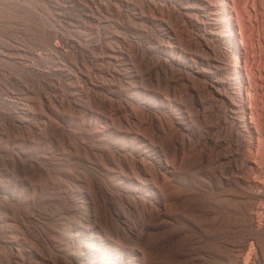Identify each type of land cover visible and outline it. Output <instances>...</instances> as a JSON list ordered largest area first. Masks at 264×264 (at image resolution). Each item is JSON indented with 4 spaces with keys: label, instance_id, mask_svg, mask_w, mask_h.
Returning <instances> with one entry per match:
<instances>
[{
    "label": "rangeland",
    "instance_id": "1",
    "mask_svg": "<svg viewBox=\"0 0 264 264\" xmlns=\"http://www.w3.org/2000/svg\"><path fill=\"white\" fill-rule=\"evenodd\" d=\"M0 264H264V0H0Z\"/></svg>",
    "mask_w": 264,
    "mask_h": 264
},
{
    "label": "bare ground",
    "instance_id": "2",
    "mask_svg": "<svg viewBox=\"0 0 264 264\" xmlns=\"http://www.w3.org/2000/svg\"><path fill=\"white\" fill-rule=\"evenodd\" d=\"M247 94H249V93H247ZM242 101H243V100H242ZM242 101H241V102H242ZM245 101H246V100H245Z\"/></svg>",
    "mask_w": 264,
    "mask_h": 264
}]
</instances>
